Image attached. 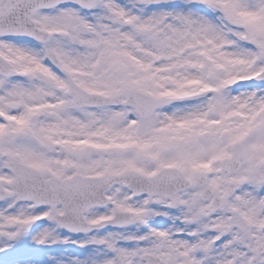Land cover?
<instances>
[{
  "label": "snow or ice",
  "instance_id": "obj_1",
  "mask_svg": "<svg viewBox=\"0 0 264 264\" xmlns=\"http://www.w3.org/2000/svg\"><path fill=\"white\" fill-rule=\"evenodd\" d=\"M0 264H264V0H0Z\"/></svg>",
  "mask_w": 264,
  "mask_h": 264
}]
</instances>
